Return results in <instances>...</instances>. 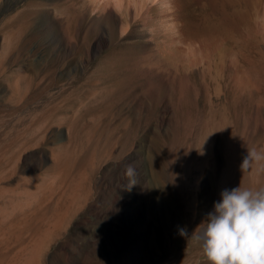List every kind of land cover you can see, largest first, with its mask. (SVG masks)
<instances>
[{
  "label": "rangeland",
  "instance_id": "obj_1",
  "mask_svg": "<svg viewBox=\"0 0 264 264\" xmlns=\"http://www.w3.org/2000/svg\"><path fill=\"white\" fill-rule=\"evenodd\" d=\"M176 2L171 37L163 6L0 0V264H210L192 233L264 187L239 169L264 148V0Z\"/></svg>",
  "mask_w": 264,
  "mask_h": 264
},
{
  "label": "clouds",
  "instance_id": "obj_2",
  "mask_svg": "<svg viewBox=\"0 0 264 264\" xmlns=\"http://www.w3.org/2000/svg\"><path fill=\"white\" fill-rule=\"evenodd\" d=\"M261 161H264V148L247 147L239 169L246 173ZM258 171L264 172V164H260ZM125 175L135 176L132 165L126 166ZM134 183L130 179L128 186ZM221 197L192 238L200 243L210 264H264V187L239 185L224 189ZM178 234L189 237L185 227L178 226Z\"/></svg>",
  "mask_w": 264,
  "mask_h": 264
},
{
  "label": "bare ground",
  "instance_id": "obj_3",
  "mask_svg": "<svg viewBox=\"0 0 264 264\" xmlns=\"http://www.w3.org/2000/svg\"><path fill=\"white\" fill-rule=\"evenodd\" d=\"M94 1L96 2V9L103 12L102 17L104 18L105 15L109 14L114 19V21L116 23L119 22L120 15H118L117 13H116V15H114V13L112 11V6L118 7L121 9H123L124 7H128V6L130 8L132 6H136L137 7V13H139L140 16L143 17L144 20L145 19L146 20L151 19V15H152L151 13L155 7H158V6L166 7L167 16H169L170 17L169 19L172 21L170 23V27H167L168 28L167 32L171 31V33H173L171 37H173L174 31H177L180 33L182 26H181L180 21H179L181 19H179L178 15L176 14L179 10V6L177 5L176 0H94ZM184 32H185V30H184ZM181 34H182V32H181ZM171 37H170V39H173ZM178 37H180V34ZM176 39H177V37H176ZM174 40H175V38H174ZM174 40H172V41H174ZM186 40H188V39L186 38ZM190 43H191V41H190ZM205 45L203 46V48H205ZM194 49H197V48H193V50Z\"/></svg>",
  "mask_w": 264,
  "mask_h": 264
}]
</instances>
